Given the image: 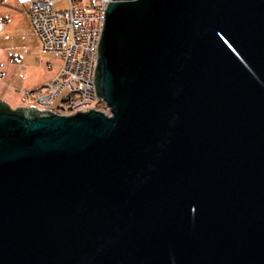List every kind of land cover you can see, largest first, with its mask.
Returning a JSON list of instances; mask_svg holds the SVG:
<instances>
[{
  "label": "water",
  "instance_id": "95a60500",
  "mask_svg": "<svg viewBox=\"0 0 264 264\" xmlns=\"http://www.w3.org/2000/svg\"><path fill=\"white\" fill-rule=\"evenodd\" d=\"M110 114L0 100V264H264V0L107 2Z\"/></svg>",
  "mask_w": 264,
  "mask_h": 264
},
{
  "label": "built area",
  "instance_id": "2783aa9c",
  "mask_svg": "<svg viewBox=\"0 0 264 264\" xmlns=\"http://www.w3.org/2000/svg\"><path fill=\"white\" fill-rule=\"evenodd\" d=\"M112 1L17 0L44 51L61 62L53 79L24 91L26 98H34L32 106L58 115L92 108L110 114L106 102L97 95L94 80L105 6Z\"/></svg>",
  "mask_w": 264,
  "mask_h": 264
},
{
  "label": "crops",
  "instance_id": "0c3cea01",
  "mask_svg": "<svg viewBox=\"0 0 264 264\" xmlns=\"http://www.w3.org/2000/svg\"><path fill=\"white\" fill-rule=\"evenodd\" d=\"M60 64L44 51L17 0H0V100L12 109L34 105L24 91L53 79Z\"/></svg>",
  "mask_w": 264,
  "mask_h": 264
},
{
  "label": "trees",
  "instance_id": "16d2710c",
  "mask_svg": "<svg viewBox=\"0 0 264 264\" xmlns=\"http://www.w3.org/2000/svg\"><path fill=\"white\" fill-rule=\"evenodd\" d=\"M0 108H3V106H0Z\"/></svg>",
  "mask_w": 264,
  "mask_h": 264
},
{
  "label": "rangeland",
  "instance_id": "374dc122",
  "mask_svg": "<svg viewBox=\"0 0 264 264\" xmlns=\"http://www.w3.org/2000/svg\"><path fill=\"white\" fill-rule=\"evenodd\" d=\"M108 114V113H107Z\"/></svg>",
  "mask_w": 264,
  "mask_h": 264
}]
</instances>
